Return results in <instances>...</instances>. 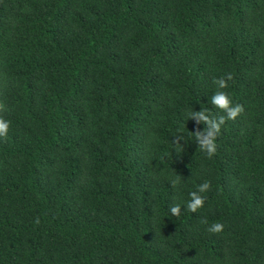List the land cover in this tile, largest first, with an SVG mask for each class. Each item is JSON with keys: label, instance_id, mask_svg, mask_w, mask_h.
<instances>
[{"label": "trees", "instance_id": "1", "mask_svg": "<svg viewBox=\"0 0 264 264\" xmlns=\"http://www.w3.org/2000/svg\"><path fill=\"white\" fill-rule=\"evenodd\" d=\"M0 104V264H264V0H0Z\"/></svg>", "mask_w": 264, "mask_h": 264}, {"label": "clouds", "instance_id": "2", "mask_svg": "<svg viewBox=\"0 0 264 264\" xmlns=\"http://www.w3.org/2000/svg\"><path fill=\"white\" fill-rule=\"evenodd\" d=\"M228 79H231V75H228ZM220 88H225L227 82L224 78H219L214 81ZM212 103L218 108L224 110L227 114L228 119H235L240 113L243 112V107L240 104L231 106V100L226 93L218 91L211 98ZM4 105L0 104V109H3ZM197 123L203 122L206 128L203 131L196 130L195 136L196 140L202 150H205L207 155L211 157L216 152V144L214 143L216 135L220 132L221 125L224 123L225 118L220 117L219 120L211 119L204 111H197L192 114ZM9 129V122L0 118V138L6 137ZM177 181H173V186ZM210 188V183L205 181L203 184L199 185L198 191H193L190 193L191 199L186 205V209L195 213L198 209L203 207L204 198L198 193H203ZM180 205H173L170 208V212L173 216H178L180 214ZM206 223V221H203ZM39 223V220H37ZM224 225L222 223H214L209 226L208 231L210 233H219L223 230Z\"/></svg>", "mask_w": 264, "mask_h": 264}]
</instances>
